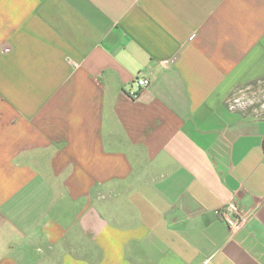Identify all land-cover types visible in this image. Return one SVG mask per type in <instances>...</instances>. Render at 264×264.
Returning a JSON list of instances; mask_svg holds the SVG:
<instances>
[{"label": "crops", "instance_id": "obj_1", "mask_svg": "<svg viewBox=\"0 0 264 264\" xmlns=\"http://www.w3.org/2000/svg\"><path fill=\"white\" fill-rule=\"evenodd\" d=\"M261 105L264 0H0V264H264Z\"/></svg>", "mask_w": 264, "mask_h": 264}, {"label": "built area", "instance_id": "obj_2", "mask_svg": "<svg viewBox=\"0 0 264 264\" xmlns=\"http://www.w3.org/2000/svg\"><path fill=\"white\" fill-rule=\"evenodd\" d=\"M166 64H168V61L164 62V65ZM136 84L140 89H145L150 85V79L146 77L138 78ZM136 96H138V94L132 95V97ZM239 103L240 101L238 102L235 100V104ZM261 109L264 111V105H261ZM215 213L232 231L239 230L250 219L252 214L250 210H243L240 208L238 202L234 198L224 203Z\"/></svg>", "mask_w": 264, "mask_h": 264}, {"label": "rangeland", "instance_id": "obj_3", "mask_svg": "<svg viewBox=\"0 0 264 264\" xmlns=\"http://www.w3.org/2000/svg\"><path fill=\"white\" fill-rule=\"evenodd\" d=\"M257 87H252L250 90H247V92L244 90V88H242L241 90L237 91L236 90V93H238V96L242 95L240 99V103L239 104H235V101L236 99L234 98L232 100V103L235 104V107L236 108H240V109H243V110H253L255 108H258L259 105H260V102H258V98L256 97V90ZM249 98V99H247ZM239 102V100H237ZM252 101V103L250 102ZM232 104V105H234ZM262 110V109H261ZM263 111V110H262Z\"/></svg>", "mask_w": 264, "mask_h": 264}]
</instances>
